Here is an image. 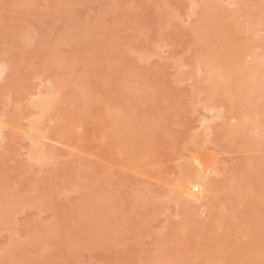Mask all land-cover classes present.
<instances>
[{
  "label": "rangeland",
  "instance_id": "obj_1",
  "mask_svg": "<svg viewBox=\"0 0 264 264\" xmlns=\"http://www.w3.org/2000/svg\"><path fill=\"white\" fill-rule=\"evenodd\" d=\"M25 1L26 0H16V2L15 0H0V28H3L2 31L0 29V64L5 62V60H2L5 59L4 56L6 57V60H8V64L6 63L7 68L5 63L0 67V69L3 67L0 71L2 76H7L0 78V200H2V195H7L4 196L6 197L5 201H7L8 198H11L12 195H16L14 198H20L19 201L20 203L22 202L21 205L20 203L18 204L16 212L18 215L16 214L15 217L10 220L11 225L8 226V223L6 226L0 225V264H159V261H162L160 264H219L218 262H220V260L226 259V256L223 258L222 254H220L222 259L221 256H218L219 260L213 259L212 257L214 256L212 255L215 254L214 249L216 247H214L213 244L215 243L216 238H218V236L215 234L220 231V223L223 222L224 224H228V227L231 230L230 236L234 237L232 239L233 241L235 240L234 243L239 247L240 250L247 247L251 241L257 242V245L255 244L254 248L261 247L263 250L264 213L262 210L260 212L259 208L254 209L256 203L258 204V200L260 199H257V201H255L256 203H254L255 199L252 197L254 192L251 184L253 183V186L258 185L260 187V184L264 181V179H258V177L261 175L259 174V176L257 174V172H260L261 167H264V130H261L263 131L261 133L263 134V140H261L263 144L260 145L262 146L261 149L263 150H260V148H258L259 143L257 142L260 141L259 137H261V134L257 133L260 130H258L257 126H255V123L254 125L253 123L250 125L248 124L250 127L253 125L251 129H248L247 133L249 135L252 133V136L247 135L245 133L246 131L244 132L245 136L247 135L246 137L253 139V141L248 140V142V138L244 140L245 136L240 124L238 123L240 118H237L241 116L243 117L241 118L243 120L246 114L244 111L251 108L252 110L250 111L254 112L255 114V110L257 108L260 109L262 106H264V101L261 100L262 102H260V100H258V98L261 99L260 97H263V95L259 97V95L255 94V96L251 98L255 93L254 90L256 89H254L253 95L244 99L247 101L249 98H251V106L249 107L250 104H245L248 107L245 109L242 107L244 110H239L240 113L238 115H236V112H233L237 110H235V108L233 109L231 106L236 105L240 108L241 103L238 102V104H230L229 102L232 103L235 99H230L232 95L231 97L226 96H228L231 91H234V93L239 91V88H242L247 84L246 82L249 80V78L251 80L252 77H254L253 79L258 77L256 74L259 73V71H261V76L264 74V66L262 68L259 66L264 64V62H262L264 61V48H262V46L264 47V0H258V2H260H257L258 4L256 6H253V4L256 3V0H243L245 1V4L243 2L241 4V0H239L240 3L237 2V4L248 5V7L244 6L245 8L247 7L246 11L242 10H245V8H241L243 12L239 10L238 13L235 11H238L237 9L239 7L237 8V4H234L235 2L233 3V0L231 4L229 2L231 0H221L220 4V0H214L218 3V5H216L217 3L215 4L213 0H211L212 2L209 1L210 3L215 4H212V6L215 7L223 5L224 11L231 15L230 17L233 20L230 17V20L225 19L223 16L222 18H219L221 17L219 15L218 19L220 20H218L212 15H215V13L218 14V12L211 10L212 8L209 9V13L212 11L211 15L213 17H211L216 19L217 22L212 20L210 25H207V28H205L209 30V33H206V38L201 42L203 45L197 44V42L201 41V39L198 40V38H200L202 32H205L200 29V26L201 23L206 21L205 18L208 17L209 14L205 16V18L201 16L202 14L200 11L203 6L200 5H202L201 3L203 2H198L199 4L196 7L195 5H197V0H195L194 6L189 5L191 3H189V0H84V2H81L80 0H36V3H39L37 5L33 2V0H30L31 3L30 1H26L28 5H25ZM16 3L17 5H15ZM193 3L191 4L193 5ZM33 4L35 6L32 7L31 5ZM227 4L232 5L234 8L230 5L228 6ZM234 5H236V8ZM241 5L239 6L242 7ZM111 7L112 9L109 10ZM218 7L216 8L218 9ZM204 8H206V6H204ZM165 11H168V13H165ZM205 11L208 13L207 10ZM205 11L204 13H206ZM240 12H242L241 16L239 14ZM67 13H69L70 16L68 19H66V16H68L66 15ZM170 13L173 15H169ZM219 13L223 14V11L221 12L219 9ZM235 13L238 15H235ZM249 13H251L252 17H254L255 13V17L257 16V19H260L261 21L249 23H261L260 25L258 24L259 26L253 25L256 29V32H254L253 27V29L249 27L251 25H245L246 18H252ZM166 15H169L168 17L170 18L171 16L175 18L172 20L169 18L171 21L168 20L165 23L164 20ZM189 15H192V17L190 16L191 18H189ZM202 17V20H205L204 22L201 20ZM160 18L162 19L160 20ZM62 19L65 23H63ZM96 19H98V21ZM166 19H168L167 16ZM254 19L255 18L249 20L253 21ZM224 20L227 22V24L229 21L230 27L237 24L239 26L241 25L240 29L237 27L238 25L232 27L231 29L235 30V27H237V32L243 31V34L239 33L240 35L238 36L237 34L234 35L236 30L233 32L230 30L229 26H227L229 29L226 31V28H224L223 31L225 30L226 33L229 31V33L231 32L233 35H227L225 33L224 35L227 36H222L223 31H218L216 26L219 21ZM231 20L233 22L236 21V23L234 22V24L233 22H230ZM160 22L162 23L160 24ZM213 22L214 24L216 22L214 26L211 25ZM206 23L208 24V21H206L205 24ZM10 25L13 26V28ZM85 25L87 26L85 27ZM97 25L99 27L95 28ZM244 25L247 28L249 27V31L251 32L247 31L249 28L247 30L246 28H242L243 30H241V27ZM82 27H84V29H82ZM91 28L92 30H90ZM214 28H216V30ZM70 29L72 30L70 31ZM199 29L201 34H193V32L197 30V32H199ZM4 30L6 31L4 32ZM245 31L246 33H249L246 34ZM65 32H67V34ZM8 33L12 35H6ZM216 33H218V35H216ZM251 33L252 37H254L253 39L250 37ZM1 34L4 35L2 36ZM77 34L78 36H76ZM82 34L87 35L85 37L83 35L82 39V37H80ZM23 35H25L26 40ZM215 36L216 38L218 36L224 37L225 39H228V42L230 41L229 38L231 37L233 39L236 37L237 40L238 37H242V39L246 37L244 40L250 37V41L248 40V43L244 44V41L240 39L239 41L241 42L242 40L243 45L245 46L242 45V47H238V44L241 46V43L235 40V44H232L233 40L231 39V45H228L225 49L223 48L224 50H221L222 48H219V46L225 47L224 45H220V41H222L223 38H220L216 41ZM6 37L7 39H4ZM62 37L63 39L66 37L64 41ZM107 38H111V40ZM55 39H60L57 40L59 43ZM160 39L162 41L161 44L159 43ZM85 40L86 42L90 41L89 45L88 42L87 44L85 43ZM79 41H81L80 44ZM259 41L262 44H260ZM156 43L160 44L158 45L159 47L157 46V51L156 49H153V46ZM204 43H208V45H215V53L213 50H209L210 53L213 52L216 54V56L214 55L216 59L214 56L213 58L215 60L212 58L214 62L219 59V56L221 58L219 61H225L226 58L236 53L237 50L239 51V49L245 50L250 48L253 51H251L252 53L250 52L252 55H248L249 57L245 55L246 58H243L240 55L237 61H239V63L240 61L243 63V60H246L248 62L244 61V64H246L245 70H248L249 67L253 68V66H256V69L253 68V70L257 71L249 72L250 69L248 71L246 70L247 73H244L249 76H245L243 74L242 76L239 75V78H234V76H231L230 74V81L227 80L228 82H222L223 79H220L222 82L220 83V80H217L220 84L217 81H213L215 78L219 79V76H217L218 74H216L217 77L215 76V78L211 79L214 84L216 83L214 88L212 81L210 82L209 79L212 78L211 76L215 69H211L212 72H210L209 69L208 71L211 73V76L210 73L208 75V72L205 70V68L206 65L209 64L210 59H207L206 61L204 59L205 57L203 58L204 55H206V58L212 57L210 55L207 56L210 53L206 51L211 49V46L206 49L207 44ZM217 43H219L218 46ZM226 43L227 42L223 44ZM78 44L79 48L76 47L73 51V47L77 46ZM246 44H249V46L247 47ZM20 45L21 47H17ZM102 46L104 49L106 48L104 51ZM236 46L237 48L233 52V48ZM93 49L96 51H93ZM152 50H154V52L156 51V54L152 56L149 55L150 58L147 59L148 54L154 53ZM77 51L78 53H76ZM87 51L89 53H86ZM148 51L150 52L148 53ZM230 52L232 53L229 54ZM243 52H241V54ZM75 53L79 54V57H77ZM137 53H140L143 55V57L139 59ZM213 53H211V55ZM237 53L232 57L236 55L238 56V54H240ZM61 54H63V56L60 58ZM144 54L147 56V58ZM65 55L67 56L65 57ZM253 56L255 59L258 57L256 62H258L259 65L253 64L255 63V59L251 58ZM7 57L9 58L7 59ZM77 58H79V60ZM250 58L254 61H250ZM177 59H181L182 61L179 66L175 65V60ZM203 59L208 63H205ZM235 59L236 58H234V60ZM11 60H13V62L10 63ZM56 60H58V62ZM59 60H64V62L69 61V68L67 66L68 71L65 69V63L62 61L64 63L63 67V63ZM226 61H229L230 63L234 62L233 58L232 60L228 58ZM226 61L219 62V66L217 65V62H215L216 64H213L214 62H212L210 68L213 65H217V68L220 66L222 68L223 66L221 63L226 64ZM176 62H178V60ZM53 64H56L57 67L55 65V68ZM181 64L182 66L184 64L183 68H186L185 65H188V68L185 69V72L184 69H179ZM197 64H200V66ZM48 65H50V67ZM194 65L195 67L193 68ZM202 66L204 68H202ZM215 66L213 67L215 68ZM241 66L244 68V65ZM224 67L225 69H228L231 67V65L229 64L228 68L225 65ZM239 67L240 66H238V68ZM63 68L65 69V73L64 75H61ZM197 68H199L197 70L198 72H195ZM240 68L242 69V67ZM240 68L237 69V67H232V69L228 70L227 72L231 73L230 71H232L233 74L237 69V72L239 70L237 74H241L243 72H241ZM11 69H13L15 72ZM57 70L61 72H57ZM191 70H194L192 71V74ZM49 71L50 73H55L54 76H52L53 74H50ZM46 74H48V76H43ZM58 75H60L61 78L64 76L65 77L61 79ZM228 75L225 76L226 79L228 78ZM105 76L106 78H104ZM187 76H190L191 79H187ZM48 77L50 79H48L49 81H51V79H55L52 81L55 85L57 84L55 86L56 88H60V90L64 89V91L58 96L61 94L64 95H61L59 101L57 100V97L55 100L53 99L54 101H52L50 104V108L48 107L51 109L49 113L47 112V107L45 108L47 110H44L45 112L42 114L45 115L47 119L44 120L45 117L43 116L44 118H42V114L38 116L39 112H42L38 107H35L33 110H31V108L32 106H38V103L44 99V96L49 95V87H46L48 83L46 80ZM244 78H248L246 82ZM260 78L261 77L259 76V79ZM76 79L79 81H76ZM240 79L241 81H244L241 86H238L237 88H235L236 86H233L235 89L232 90L233 88L231 89L232 86L230 85L231 90H228L227 84L231 83L232 81H240ZM56 80H58V83ZM71 80H73V84ZM260 81L264 82V79ZM18 82L20 84H18ZM261 82H259L257 85L258 93L260 92L259 88H261V86L259 87V85ZM250 83L251 84L249 85L252 86L253 83L256 82ZM71 84L73 87H70ZM206 84L207 87H209L208 84H210V87L212 85L213 89L211 93L208 92V94H205V92H207L206 90L211 91V88L210 90L206 89ZM222 84L223 89H221L223 91V95H220L221 93L218 92H221V89H218L217 87L221 86ZM224 84H226V86ZM63 85L65 86L64 88ZM249 85L246 86L247 88L243 89L245 91H243L244 93H242V96L243 94H247L246 91L248 90ZM17 88L22 91L19 92ZM46 88L48 89V92ZM44 89L46 91H44ZM226 89L228 92H230L228 95L226 94L227 91H225L226 95H224V90ZM263 89L264 83L262 84L261 90ZM24 90H27V92L25 91V94L23 93ZM73 90L75 91L74 94H72ZM79 90L81 92H79ZM9 92L11 96L9 95ZM96 92H98V94H96ZM44 93L45 95L43 96ZM130 93L133 94L130 96ZM17 94L21 96L18 97ZM38 94L42 96L39 98ZM80 94H82L81 98L78 97ZM83 94L84 96L86 95V99ZM209 94L211 95L213 102L216 101L215 104L218 106L213 105V102H210V100L206 101L209 104L203 102L204 99L210 97ZM215 94L217 95L216 97ZM236 94L240 95L241 93L238 94L237 92ZM31 95L32 98L34 96L35 99H32ZM94 95H97V98H95ZM204 95L206 97H204ZM37 96L39 100H36ZM89 96L91 98H89ZM242 96L239 97L240 100L244 98V96ZM233 97L236 96L234 95ZM214 98L217 99L214 100ZM30 99L33 101L31 102ZM75 99H79L77 100L79 102H77ZM92 99H94L95 102ZM237 99L238 96L236 97V100ZM74 100L76 104L78 103L77 105L73 104ZM82 100H84V102ZM244 100L242 101L244 102ZM253 100H255V104L253 103ZM34 101L37 103L36 105ZM81 101L82 103H80ZM90 101H93L91 103L95 104V106L92 105ZM28 102H31V104L29 105ZM197 102L199 105H196ZM142 103H144V105ZM200 103H206L204 106L206 108L208 107V109H206L207 112L205 111L203 104L200 107ZM259 103H262V106ZM52 104H55L54 110H52V108H54V105ZM86 105L88 109H85L87 108ZM96 105L103 106H99V109L97 110L98 106ZM210 105H212L214 109L218 108L216 112L223 111V109L220 110V108H224V112H221L220 114V119L219 117H216L215 119L214 116H217V114L220 112L213 113L215 110H213V108L209 109ZM257 105L259 106L256 107ZM83 106L85 107L83 108ZM253 107L256 108L253 109ZM231 108L232 110H230ZM35 109H38V111ZM87 111L90 112L87 113ZM209 111L212 112L213 115H210ZM84 112L86 114H84ZM94 112L96 116L94 114L93 117L92 114ZM248 112L246 115H248ZM32 113L34 114L32 115ZM132 113L134 117H131ZM242 113H244L243 116L241 115ZM83 114L84 116L87 115V117H84L85 119L83 118ZM234 114L236 116H234ZM32 116H35L33 119L34 122L30 121ZM211 116L213 118H211ZM252 116L253 115L249 117L248 115L246 117H249L250 119L248 120L252 121L254 118V116L253 118ZM126 117H129V121H127ZM124 118L126 120L125 123ZM27 119L30 122L27 121ZM41 119H43V123H41ZM132 119L134 121H132ZM237 119L238 121L236 122ZM130 120L132 121L131 123ZM208 120L210 121L209 123ZM248 120H246L247 122H244V124L250 123ZM262 121L264 122V118L260 121V123H262ZM38 122L41 123L42 127H38ZM118 123L119 125L121 124L122 127L124 124L125 126L128 124L126 128L128 129L130 127V131L125 129V134L127 131H132L131 134H123V129L125 126L124 128L120 126L123 131H116L119 130L117 128L119 126L116 125ZM112 125L115 127H111ZM29 126H34L32 127V131H39L41 128H43V130H40V135H34L33 139L38 140L40 139L39 137H41L43 141L42 143H44V141L47 142L43 145L45 146V149L49 148L51 150V152L49 149L46 150V152L48 151L47 153H50L48 155V159L46 162H44V164L40 163L39 166L37 162L36 165L32 161L29 162L30 160L27 159L29 157L27 152H31L30 147H33L31 146L33 144L32 140L29 142L31 138H27L29 135H27ZM204 126H207V128ZM238 126L240 129H237L239 128ZM131 127L133 128L131 129ZM260 127L261 129H264V125L263 127ZM245 129L246 128H244V130ZM112 130H115L114 133L119 134H113L118 137L120 140H118L119 143L125 145L129 144L128 146L122 145V147H120L121 145L118 144L120 148L124 147V149L120 153L121 150H119L118 147L119 153L117 151L116 152L121 156L118 155L119 158L116 159V157L115 160L113 157L116 154L114 151L116 150L117 143L115 147L114 143L118 141H115L116 138L113 140L110 138V133L112 135ZM239 130L242 133H237L240 132ZM41 131L43 132L42 134ZM118 132H120L121 135H124H122L123 138L121 137L120 139V133ZM253 132L254 134L257 133L260 136H254ZM59 133L62 135H59ZM107 133L110 140H107L109 139ZM195 133L196 136L194 135ZM241 134L244 137H242ZM29 136L32 137L31 135ZM115 136H113V138ZM43 137L45 140H43ZM254 141H256L255 145ZM125 142H128V144ZM52 150L55 152H52ZM257 150L258 152H263V160L260 163L261 165H252L253 162H259L258 160L261 159V153L259 154ZM122 153L127 155L124 156V160H121L123 158ZM127 157L128 159H126ZM31 158L32 157L30 154L29 159ZM129 159L134 160V165H132L133 161L131 162V165H124L126 161L130 163ZM122 161H124V163ZM45 163H48L49 165L47 164L45 166ZM29 164H33V166H30ZM251 165L253 166L252 168ZM40 166L42 167L40 168ZM120 168L123 170V172H120L122 171ZM186 175L187 177L185 178ZM253 177H255L257 180L255 178L253 179ZM73 178H75V180ZM262 178H264V175ZM66 179L70 180L66 181ZM258 180L260 182H258ZM59 182L62 183L60 184ZM57 184L59 185L57 186ZM55 185L56 187L54 189L52 186ZM49 186H51L54 190ZM258 186H255V188ZM259 187L258 189H254L259 190L258 195L261 192ZM70 188L73 190L71 191ZM173 188L174 191H171ZM42 189L46 191L44 193V197L42 195L44 190L42 191ZM47 189L50 191L48 192ZM65 191H68V193L66 192L67 195L63 194ZM96 191L98 192V195H96ZM177 192L178 199L176 197ZM41 195L43 198H41ZM48 195L51 197H48ZM258 195L256 193L255 197ZM181 196L183 197L181 198ZM95 197L98 199V202L101 198H103L101 200H104V202H100L101 205H99L100 203L97 204V202V205L91 203L96 200ZM172 197H175L174 200ZM14 198L12 197L11 199ZM179 198L184 200H179ZM175 199L177 201H175ZM179 201H181V203ZM3 202L4 201L2 200L0 205L3 204ZM82 202L83 206L81 207ZM76 204H79L78 209ZM159 206L162 207V209H160ZM111 207H114V209ZM73 208L74 210L76 209V211H78H73L72 215ZM100 210L104 213L99 214L101 212ZM82 211H86L87 213L91 211L92 213L90 216L88 215V217L87 214ZM98 211L100 212L97 213ZM74 212L76 215H74ZM187 212L190 213L189 218L192 219L191 221L187 217L189 213L186 215ZM79 213L81 215H84L82 213H85V218L82 216L84 220L81 219V215ZM94 214L95 216L92 219ZM97 214H99L98 218L101 219L97 218ZM184 215L186 216L184 217ZM79 218L82 220V222L79 223L81 225H79L77 222L80 220ZM104 218L108 220L106 221ZM183 218H185V221ZM74 219L75 222H73ZM91 219L93 221L97 220L96 222L98 226H96L95 230V226H91L93 221L91 224L87 222V220H90L91 222ZM186 220L191 222L190 225H188L189 221L186 222ZM251 220H254V222ZM85 221L86 224L88 223L93 230H91V228L85 224ZM96 222L93 224L96 225ZM183 224L187 226L183 227ZM78 226H80L81 229ZM224 226H226V224ZM70 227H72L74 230ZM88 227L91 231H88ZM45 228L50 234L48 233L47 235ZM69 228L73 230L72 232L75 231L73 236L76 235V239L72 236ZM77 230L81 232L78 234V236L80 235L79 238H77ZM83 231H85V233L88 231V233H84L83 235ZM92 231H94V233H92ZM219 233H222V231ZM68 234L70 236H68ZM89 234H93L92 237L91 235L87 236L88 239L92 238L90 243H93L87 245L89 244L87 243L89 240L85 238V236ZM46 235L48 237H46ZM49 235L52 239H49ZM53 235L55 236L52 237ZM213 235L216 237L214 241ZM81 237L87 244H85L83 241V243H81V248L79 246V249L74 248L77 245L76 244L74 246V244L78 241V239H80L79 241L82 242ZM74 239L75 242L72 244L71 240L73 241ZM14 246H16L17 249H15ZM75 249L76 251L78 250V254L76 253ZM21 252L24 254L21 255ZM164 253H167L168 256H165ZM50 255L51 260L49 258ZM231 255L234 254L231 252ZM157 256L159 257V260L157 259ZM228 256L230 257V254H228ZM166 259L167 261H165ZM155 260H157V262ZM224 261H222L221 264L227 263ZM244 261H242V263H244ZM262 261L264 264V257ZM247 263L250 264L249 261ZM247 263L245 262L244 264Z\"/></svg>",
  "mask_w": 264,
  "mask_h": 264
},
{
  "label": "bare ground",
  "instance_id": "obj_2",
  "mask_svg": "<svg viewBox=\"0 0 264 264\" xmlns=\"http://www.w3.org/2000/svg\"><path fill=\"white\" fill-rule=\"evenodd\" d=\"M20 1H21V0H20ZM26 1H30V0H26ZM26 1H25V3H26ZM80 1H81V2H84V0H83V1L80 0ZM100 1H102V0H100ZM209 1L212 2L211 0H208V1H207V0H197V5H195V6L197 7L198 4H199L198 2H203V3H201L202 5H200V6H203L202 9H201V11H200L201 14H202L201 16H203V17L205 18V16H207V15L209 14L208 17L205 18V20L208 21V24H207V23L205 24L206 21L204 20V21H205V22H204V21L202 20L203 17L201 18L202 22H204V23H201L200 29L203 30V31H205V32H204L205 34H204L203 32H202V34H201L200 29H199V32H197L198 30L195 31V32H193V34L195 33V35H197V34H201L202 36H204V37H202V36L200 35V38L197 37L198 40L201 39V41H200V42H197V44H201V45H203V43H201V42L204 41V39H205L206 36H207L206 33L209 31V30H207V29H205V28H207V25H210V23L212 22V20H213V21H214V20L216 21V19H218V15L221 16V17H219V18H222V16H223V17H224L225 19H227V20H230V18H231V17H230L231 15H229L228 13H226V11H224V9H223L224 6H223V5H220L219 7L216 6V7H218V9H217L215 6H212L213 3H210ZM216 1H219V0H216ZM216 1L213 0V2H214L215 4L217 3ZM15 2H16V0H15ZM18 2H19V1H18ZM33 2H34L36 5L39 4V3H36V2H37L36 0H35V1L33 0ZM33 2H32V3H33ZM190 2H191V3L194 2L193 5H192ZM205 2H207V3H205ZM220 2H221V0L219 1V4H220ZM229 2H230V4H231L232 0L229 1ZM234 2H235V3H234ZM237 2H238V3L241 2V4H242V2H243V3L245 4V1H243V0H241L240 2H239V0H237V1H234V0H233V3H234V4H237ZM257 2H258V0H256V3H254L253 6H254V5L256 6L260 1H259L258 3H257ZM25 3H24V4H25ZM30 3H31V1H30ZM45 3H46V2H45ZM157 3H158V2H157ZM189 3H190V4H189L190 6H194V4H195V0H193V1H192V0H189ZM21 4H23V3H21ZM162 4H163V3H162ZM203 4H204V5H203ZM206 4H207V5H206ZM215 4H213V5H215ZM230 4H229V5H230ZM241 4H237V8L239 7L240 9L238 8V9H237L238 11H235V12L238 13L239 10H240V11H242V10H243V11H246L248 5H241ZM15 5H17V3H16ZM25 5H28V4L26 3ZM155 5H156V4H155ZM208 5H209V6H208ZM216 5H218V3H217ZM227 5H228V4H227ZM229 5H228V6H229ZM239 5H241L242 7H240ZM259 5H260V4H259ZM6 6H7V5H6ZM8 6H9V5H8ZM22 6H23V5H22ZM31 6L33 7V6H35V5L33 4V5H31ZM31 6H30V7H31ZM112 6H113V5H112ZM200 6H199V7H200ZM204 6H206V8H204ZM207 6H208V7H207ZM210 6H211V7H210ZM230 6H232V5H230ZM234 6H235V8H236V5H234ZM244 6H247V7L245 8ZM14 7H15V6H14ZM19 7H20V5H19ZM232 7H233V6H232ZM27 8H29V7H27ZM47 8H48V7H47ZM203 8H204L205 10H207V11H208L209 9L212 8L211 10H214V11L218 12V14L215 13L216 16H215L214 14H212L214 17H216V19L212 18V17H213V16L211 15L212 11H211L210 13H209V11H208V13H207ZM233 8H234V7H233ZM241 8H245V10H244V9L241 10ZM258 8H259V7H258ZM258 8H257V9H258ZM12 9H14V8H12ZM111 9H112V7L109 8V10H111ZM194 9H195V7H194ZM194 9H193V10H194ZM219 9H220L221 12L223 11V14L219 13ZM221 9H222V10H221ZM225 9L227 10L226 7H225ZM202 10H203V11H202ZM228 10H229V9H228ZM233 10H234V9H233ZM171 11H172V10H171ZM191 11H192V10H191ZM204 11H205L206 13H204ZM214 11H213V13H214ZM243 11H242V12H243ZM56 12H57V11H56ZM68 12H69V11H68ZM166 12L168 13V11H165V13H166ZM193 12H194V11H193ZM202 12L204 13V15H203ZM242 12L239 13L240 16H241ZM224 13H225L226 15H225ZM229 13H231V12H229ZM237 13H235V15H238ZM251 13H252V11H251ZM251 13H249V14L251 15ZM99 14H100V12H99ZM162 14H163V13H162ZM162 14H161V15H162ZM199 14H200V13H199ZM205 14H206V15H205ZM66 15H68V16H66ZM66 15H64V16H66V17H67L66 19H68V17H70V16H69V13H67ZM169 15H173V14L170 13ZM169 15H166L168 19H166V16H165V20H164L165 23H166V21H168V20H170V19L172 20L173 18H175V17H173V16H171V18H170V17H168ZM192 15H194V14H192ZM192 15H189V18H191ZM227 15H229V16H227ZM235 15H234V16H235ZM252 15H253V13H252ZM252 15H251V17H252ZM2 16H3V15H2ZM105 16H106V15H105ZM190 16H191V17H190ZM211 16H212V17H211ZM234 16H232V17H234ZM240 16H239V17H240ZM0 17H1V16H0ZM5 17H6V16H5ZM61 17H62V16H61ZM100 17H101V16H100ZM177 17H178V16H177ZM177 17H176V18H177ZM199 17H200V16H199ZM229 17H230V18H229ZM237 17H238V16H237ZM247 17H248V15H247ZM6 18H7V17H6ZM6 18H5V19H6ZM169 18H170V19H169ZM189 18H188V19H189ZM207 18H208V19H207ZM253 18H255V19H254L255 21H254V20H253V21H250V20H249V19L252 20ZM257 18H258V17H257V16L255 17V13H254V17H252V18H249V17L246 18V22H247L248 20H249L250 22L248 21V22L246 23V22L244 21V22H245V25H246V24H247V26L251 25V26H249V27H251V28L253 27V28H254V29L252 28V29L254 30V32H256V29H255L254 26H259L261 23H258L259 25H258L257 23H256V24H254V23H253V24H249V23H251V22H256V21H260V19H257ZM0 19H1V18H0ZM3 19H4V18H3ZM161 19H162V18H160V20H161ZM199 19H200V18H199ZM209 19H210V20H209ZM231 19H232V18H231ZM247 19H248V20H247ZM256 19H257V20H256ZM60 20H61V18H60ZM96 20L98 21V19H96ZM160 20H159V21H160ZM171 20H170V21H171ZM218 20H220V19H218ZM232 20H233V19H232ZM232 20H231L230 22H233ZM2 21H3V20H2ZM62 21H63V19H62ZM66 21H67V20H66ZM81 21H82V20H81ZM94 21H95V20H94ZM99 21H100V20H99ZM162 21H163V20H162ZM0 22H1V20H0ZM7 22H8V21H7ZM95 22H96V21H95ZM95 22H94V23H95ZM200 22H201V21H200ZM216 22H217V21H216ZM216 22H215V24H216ZM220 22H221V23H220ZM234 22L236 23V21H234ZM234 22H233V23H234ZM260 22H261V21H260ZM4 23H5V22H4ZM4 23H3V24H4ZM63 23H65V22L63 21ZM67 23H68V22H67ZM88 23H89V22H88ZM92 23H93V21H92ZM98 23H99V22H98ZM161 23H162V22H160V24H161ZM223 23H224V25H223ZM225 23H226V24H225ZM235 23H234V24H235ZM10 24H11V23H10ZM77 24H78V23H77ZM79 24H80V23H79ZM215 24H214V22H213L211 25L214 26ZM219 24H221V25H219ZM231 24H232V23H231ZM231 24H230V25H231ZM248 24H249V25H248ZM5 25H6V23H5ZM8 25H9V24H8ZM203 25H204V26H203ZM205 25H206V26H205ZM237 25H238V24H237ZM237 25H234V26H237ZM245 25H244L243 27H241V30H243L244 28H246V30H247V29L249 28V27H248V28L245 27ZM253 25H254V26H253ZM10 26H11V25H10ZM76 26H77V25H76ZM82 26H83V25H82ZM86 26H87V25H85V27H86ZM101 26H102V25H101ZM202 26H203V28H202ZM219 26H220V28H219ZM222 26H223V27H222ZM224 26H225V27H224ZM227 26H229V21H228V24H227V22L224 20V21H219V23H217L216 28H217L218 31H221V30L223 31V29L226 28L225 30L227 31L229 28H230V30H232L231 28L234 27V26L231 25L232 27L229 26V28H227ZM240 26H241V25H240ZM240 26L238 25L237 27L240 29ZM8 27H9V26H8ZM11 27L13 28V26H11ZM11 27H10V28H11ZM70 27H71V26H70ZM80 27H81V25H80ZM80 27H79V28H80ZM97 27H99V26H98V25L95 26V28H97ZM103 27H104V26H103ZM221 27H222V28H221ZM237 27H235V30H236V31H235V30H232L233 32L235 31V32H234V33H235L234 35L237 34V36H238V35H240V34H243V33H242L243 31H241V30H239V31H241V32H237V29H238ZM12 28H11V29H12ZM72 28H73V27H72ZM77 28H78V27H77ZM77 28H76V29H77ZM210 28H211V27H210ZM210 28H209V29H210ZM216 28H214V29L216 30ZM218 28H219V29H218ZM236 28H237V29H236ZM242 28H243V29H242ZM256 28H257V27H256ZM0 29H1V31H2L3 28H0ZM5 29H7V28H5ZM63 29H64V28H63ZM82 29H84V27H82ZM204 29H205V30H204ZM212 29H213V28H212ZM257 29H258V28H257ZM7 30H8V29H7ZM12 30H13V29H12ZM71 30H72V29H70V31H71ZM90 30H92V28H91ZM90 30H87V31H90ZM210 30H211V29H210ZM225 30L222 32V34H223L222 36L225 37V36H227L228 34H232L231 32L229 33V31H228V33H226ZM249 30H250V28H249L247 31H249ZM1 31H0V32H1ZM5 31H6V30H4V32H5ZM9 31H11V30H9ZM63 31H64V30H63ZM63 31H62V32H63ZM66 31H67V29H66ZM75 31H76V30H75ZM213 31H214V30H213ZM213 31H212V32H213ZM218 31H217V32H218ZM258 31H259V30H258ZM4 32H3V33H4ZM11 32H12V31H11ZM77 32H78V31H77ZM212 32H211V34H212ZM214 32H216V31H214ZM249 32H251V31H249ZM249 32H248V33H249ZM65 33L67 34V32H65ZM78 33H79V32H78ZM196 33H197V34H196ZM208 33H209V32H208ZM220 33H221V32H220ZM225 33H226L227 35H224ZM239 33H240V34H239ZM245 33H246V31H245ZM248 33H246V34H248ZM252 33H253V32H252ZM252 33H251V36H250V37L253 39L254 37H252ZM63 34H64V33H63ZM66 34H65V35H66ZM68 34H69V33H68ZM103 34H105V33H103ZM193 34H192V35H193ZM1 35H2V34H1ZM3 35H4V34H3ZM3 35H2V36H3ZM6 35H12V34L8 33V34H6ZM65 35H62V36H65ZM71 35H72V34H71ZM83 35H84V34H82V36H80V37H82V39H83ZM86 35H87V34H86ZM86 35H84V37H85ZM89 35H90V33H89ZM205 35H206V36H205ZM216 35H218V33H216ZM232 35H233V34H232ZM244 35H245V34H244ZM254 35H255V33H254ZM20 36H21V35H20ZM23 36L25 37V35H23ZM66 36H67V35H66ZM76 36H78V34H77ZM198 36H199V35H198ZM210 36H211V35H210ZM10 37H11V36H10ZM10 37H9V38H10ZM13 37H14V36H13ZM15 37H16V35H15ZM96 37H97V35H96ZM218 37H219V38H218ZM218 37H217V38H218V39H217L216 36H215L216 41L219 40L220 38H223V40L221 39L223 42L220 41V42H221L220 45H224V46H225V47H220V46H219V48H222L221 50H224V49L226 48V46L231 45V39L233 40V41H232V42H233L232 44H235L236 41H239L240 39H242V37H241V38L238 37V40H237L236 37H234V36H233V37H234L235 39H233L232 37H231V38L226 37V38H229V40H230V41L228 42V41H227L228 39H225L224 37H221V36H218ZM250 37H249V38L247 37L248 39H246V40H244V38H246V37H244V38L242 39V40L244 41V44H245V43H248V42H247L248 40L250 41ZM0 38H1V37H0ZM56 38H57V37H56ZM60 38H61V37H60ZM65 38H66V37H65ZM65 38L63 39V37H62L63 41L65 40ZM69 38H70V37H69ZM261 38H262V37H261ZM261 38H259V39H261ZM4 39H7V37L4 38ZM11 39H12V38H11ZM15 39H16V38H15ZM22 39H23V38H22ZM73 39H74V37H73ZM79 39H80V38H79ZM82 39H80V40H82ZM107 39L111 40V38H107ZM195 39H196V37H195ZM202 39H203V40H202ZM259 39H258V40H259ZM263 39H264V38H263ZM2 40H3V39H2ZM9 40H10V39H9ZM25 40H26V37H25ZM55 40H56V39H55ZM57 40H60V39H57ZM57 40H56V41H57ZM70 40H72V39H70ZM75 40H76V39H75ZM75 40H73V41H75ZM109 40H108V41H109ZM207 40H208V38H207ZM235 40H236V41H235ZM242 40H241V42L239 41V42L241 43V46L238 44V47H242V45H243V41H242ZM261 40H262V39H261ZM4 41H5V40H4ZM95 41H96V40H95ZM99 41H100V40H99ZM108 41H107V42H108ZM193 41H194V39H193ZM195 41H196V40H195ZM234 41H235V42H234ZM252 41H253V40H252ZM5 42H6V41H5ZM5 42H4V43H5ZM23 42H24V41H23ZM57 42L59 43V41H57ZM67 42H69V41H67ZM80 42H81V41H79V44H80ZM87 42H88V41H87ZM87 42H86V40H85V43H86V44H87ZM104 42H105V41H104ZM158 42H159V41H158ZM161 42H162V41H161V39H160V42H159V43L161 44ZM163 42H164V41H163ZM208 42H209V40H208ZM225 42H227L228 44H227V43H226L227 45H226V44H223V43H225ZM263 42H264V41H263ZM62 43H64V42H62ZM83 43H84V42H83ZM83 43H82V45H83ZM85 43H84V45H85ZM89 43H90V41L88 42V45H89ZM94 43H95V42H94ZM159 43L154 44V46H153V47H154V48H153L154 50L156 49V51H157V48L159 47L158 45H160ZM213 43H215V42H213ZM229 43H230V44H229ZM237 43H238V42H237ZM250 43H251V42H250ZM259 43H260V41H259ZM65 44H66V42H65ZM69 44H70V43H69ZM69 44H68V45H69ZM71 44H72V43H71ZM79 44H78L77 46L73 47V51H74V49H75L76 47L79 46ZM105 44H106V43H105ZM163 44H164V43H163ZM193 44H194V43H193ZM195 44H196V43H195ZM204 44H207L206 49H208V48L211 46V47H210L211 49L206 50L207 52L210 53L211 50H213V52L216 50L214 44H213V45H208V43H204ZM218 44H219V43H217V46H218ZM260 44H262V43H260ZM21 45H22V44H21ZM21 45H20V46H17V47H21ZM27 45H28V44H27ZM62 45H63V44H62ZM72 45H73V44H72ZM102 45H103V43H102ZM108 45H109V44H108ZM236 45H237V44H236ZM11 46H12V45H11ZM15 46H16V45H15ZM28 46H29V45H28ZM59 46H60V45H59ZM65 46H66V45H65ZM86 46H87V45H86ZM97 46H98V45H97ZM157 46H158V47H157ZM243 46H245V45H243ZM246 46L248 47L249 44H248V45L246 44ZM251 46H252V45H251ZM260 46H262V45H260ZM9 47H10V46H9ZM69 47H70V46H69ZM99 47H100V46H99ZM108 47H109V46H108ZM113 47H114V46H113ZM213 47H214V48H213ZM257 47H258V46H257ZM10 48H11V47H10ZM22 48H23V47H22ZM78 48H79V47H78ZM78 48H77V49H78ZM85 48H86V47H85ZM102 48H103V46H102ZM109 48H110V47H109ZM212 48H213V49H212ZM223 48H224V49H223ZM236 48H237V46L233 48V49H234L233 52L236 50ZM262 48H264V47L262 46ZM4 49H5V48H4ZM4 49H3V50H4ZM8 49H9V48H8ZM13 49H15V48H13ZM77 49H76V50H77ZM100 49H101V47H100ZM105 49H106V48H105ZM105 49L103 48V51H104ZM114 49H115V48H114ZM161 49H162V47H161ZM257 49H258V48H257ZM6 50H7V49H6ZM16 50H17V49H16ZM91 50H92V49H91ZM94 50H95V49H93V51H94ZM101 50H102V49H101ZM154 50H152V52H154ZM159 50H160V49H159ZM159 50H158V52H159ZM209 50H210V51H209ZM259 50H260V48H259ZM69 51H70V50H69ZM73 51H72V52H73ZM95 51H96V50H95ZM108 51H109V50H108ZM108 51H107V53H108ZM150 51H151V50H150ZM150 51H148V53H149ZM156 51H155L153 54H152V53H151V54H148V55H147L148 58H147V56H146L145 54H144V55H145V57H146L147 59H149V58H150L149 55H150V56L155 55V54H156ZM160 51H162V50H160ZM243 51H244V52H247V51H248V52H247V53H244ZM251 51H252V50H251L250 48L245 49V50H244V49H242V50L239 49V51L237 50V52L240 53V54H238V53L236 52V53L238 54V56L236 55V56L232 57V56L235 55L236 53H234L233 55H231V56H229V57L227 56V57L230 58L231 60H232V58H233V61L236 62V63L238 62V63H237L238 66L242 67V69L239 67L240 70H241V72H243V73H241V74H240V73L237 74V73L239 72V70H238V72H237V69H239V68H238V66H237L236 63H234V62L230 63L229 61H226V60H228V58L225 59L226 64H225V63H221L223 67H224V65H225L227 68H228V66H229V64H230L231 67H229L228 69H225V67H224V69H223V67L221 68V66H220L219 68H217V67L220 65V64L218 65L219 62H225V61H219V60L221 59L220 56L218 57L219 59H218L217 61H215V62H217V65H218V66H217V65H216V66L213 65V64H216V63L214 62V60L216 59V58H215L216 54H214V53H215L216 51H215L214 53L211 52V53H213L212 55H211V53L207 55V56H209V55L212 56V57H210V58H209V57L206 58V55H204L203 58L205 57L204 59H205L206 61H207V59H210L209 64L206 65V68H205V70H207V72H208V75H209L210 72H212L211 69H213V70L215 69V71H213V73H212V76H211V73H210V76H211L212 78H210L209 81L211 82V81H212L211 79L215 78L216 74H218L217 76H219V79H216V78L213 79L214 82H216L217 80L219 81L220 79H221V80L223 79L222 82H223V81L228 82V81H230L229 78H231V77H229L230 74H231V76H234V78H235V77H236V78H239V75L242 76L243 74H244L245 76H249V75H246V73H247V71H248L249 69H250L249 72H256L257 70H253V68L256 69V68H255L256 66L254 67L252 64H251V65L253 66V68H252V67L250 68V67L248 66V65H249V64H248L247 66L249 67V69H248V70L246 69L247 71L245 70V68H246L245 65H246V64H244V61H246V60H243V63H241V61H240V63H239V61H237V59H239L240 55H241V57H243V58H246L245 55H247V57H249L250 55H252V54H250ZM90 52H91V51H90ZM105 52H106V51H105ZM112 52H113V51H112ZM241 52H243V53L241 54ZM252 52H253V51H252ZM252 52H251V53H252ZM67 53H68V52H67ZM76 53H78V51H77ZM76 53H75V54H76ZM82 53H83V52H82ZM86 53H89V52L87 51ZM231 53H232V52H230L229 54H231ZM3 54H4V53H3ZM16 54H17V53H16ZM64 54H65V53H64ZM75 54H73V55H75ZM105 54H106V53H105ZM134 54H135V53H134ZM137 54H138V58H139V59L143 57V55H141L140 53H137ZM158 54H159V53H158ZM218 54H219V52H218ZM243 54H244V55H243ZM0 55H1V52H0ZM8 55H9V54H8ZM76 55H77V57H79V56H78L79 54H76ZM140 55H141V56H140ZM214 55H215V56H214ZM248 55H249V56H248ZM15 56H16V55H15ZM62 56H63V54H61L60 58H61ZM66 56H67V55H65V57H66ZM157 56H159V55H157ZM213 56H214L215 59L213 58ZM244 56H245V57H244ZM255 56H257V55H255ZM22 57H23V56H22ZM56 57H57V56H56ZM71 57H72V56H71ZM237 57H238V58H237ZM4 58H5V59H2V58H1V59H2V60H5L4 63H5V66H6V68H7V64H8L7 62H8V60H6V57H5V56H4ZM8 58H9V57H7V59H8ZM75 58H76V57H75ZM212 58H213L214 60H213ZM234 58H236V59L234 60ZM251 58H254V56L251 57ZM251 58L249 59L250 61L253 60V59L251 60ZM13 59H14V57H13ZM77 59L79 60V58H77ZM204 59H203V61H204ZM241 59H242V58H241ZM254 59H255V58H254ZM67 60H68V59H67ZM78 60H77V61H78ZM177 60H178V62H176ZM177 60H175V65H176V66H179V64H180L182 61H181V59H177ZM256 60H258V57H257V59H255V63H253L254 65H255V64H258V62H256ZM56 61L58 62V60H56ZM59 61H61V60H59ZM62 61L64 62V60H62ZM62 61H61V62H62ZM206 61H204V62H205V63H208V62H206ZM208 61H209V60H208ZM253 61H254V60H253ZM1 62H2V61H1ZM11 62H13V60H11L10 63H11ZM63 62H62V63H63ZM72 62H73V61H72ZM212 62H214L212 65L215 66V68H214L213 66L210 68V65H211ZM246 62H248V61H246ZM262 62H264V61H262ZM4 63L0 64V67L3 66ZM6 63H7V64H6ZM50 63H52V62H50ZM62 63H60V64H62ZM64 63H65V67H66L65 69L68 71V68H69L68 63H69V61H65ZM64 63L62 64V66L64 65ZM205 63H204V64H205ZM233 63H234V64H233ZM251 63H252V62H251ZM57 64H58V63H57ZM66 64H67V65H66ZM173 64H174V63H173ZM204 64H203V65H204ZM223 64H224V65H223ZM239 64L244 65V68H243V66H241V65H239ZM10 65H11V64H10ZM55 65H56V64H55ZM55 65L53 64L54 67H55ZM189 65H190V64H189ZM197 65H198V64H197ZM227 65H228V66H227ZM235 65H236L237 69H236L235 72L233 73L234 75L232 74V71H230L231 73L227 72L228 70L232 69V67H233V68H236ZM258 65H259V64H258ZM5 66H4V69H5ZM46 66H47V65H46ZM48 66L50 67V65H48ZM60 66H61V65H60ZM60 66H59V67H60ZM67 66H68V68H67ZM187 66H188V65H185L186 68H188ZM198 66H200V64H199ZM259 66H261V68H262V67L264 66V64H263V65H259ZM27 67H29V66H27ZM27 67H26V68H27ZM56 67H57V65H56ZM56 67H55V68H56ZM63 67H64V66H63ZM183 67H184V64H183V66H182V64H181V67H180V68L178 67V68H179V69H184V72H185V69H186V68H183ZM189 67H190V66H189ZM194 67H195V65L193 66V68H194ZM248 67H247V68H248ZM2 68H3V67H2ZM2 68H1V69H2ZM51 68H52V67H51ZM55 68H54V69H55ZM61 68H62V67H61ZM61 68H60V69H61ZM202 68H204V67L202 66ZM207 68H208V69H207ZM257 68H259V67H257ZM1 69H0V71H1ZM4 69H3V71H4ZM60 69H59V70H60ZM65 69L63 68V71H64ZM198 69H199V68H197V69L195 70V72H198V71H197ZM209 69H210V70H209ZM9 70H10V69H9ZM11 70H13V69H11ZM31 70H32V69H31ZM47 70H48V69H47ZM47 70H46V71H47ZM59 70H57V72H58ZM88 70H89V69H88ZM202 70H203V69H202ZM208 70H209L210 72H209ZM243 70H245V71H243ZM251 70H252V71H251ZM263 70H264V69H263ZM6 71H7V70H6ZM13 71H14V70H13ZM63 71H62V72L59 71V72L62 73L61 75H64L65 71H64V72H63ZM189 71H190V70H189ZM192 71H194V70H191V74H192ZM216 71H217V72H216ZM14 72H15V71H14ZM37 72H38V71H37ZM204 72H205V71H204ZM215 72H216V73H215ZM244 72H246V73H244ZM42 73H43V71H42ZM47 73H48V72H47ZM49 73H50V71H49ZM214 73H215V75H214ZM263 73H264V72H263ZM263 73H262V74H263ZM36 74H37V73H36ZM50 74H53L52 76H54L55 73H50ZM59 74H60V73H59ZM228 74H229V75H228ZM252 74H253V73H252ZM259 74H260V75H259ZM67 75H68V73H67ZM67 75H66V76H67ZM227 75H228V78L226 79L225 76H227ZM256 75H258V77H255V79H253L254 77L251 78V80H254V81H251L250 78H249V80H247L248 78H244L245 82H246V80H247V82H246L247 84L244 85L242 88H239L240 90H239V89H236V90H239V91H240V92H239V91H237V92H238V94L241 93L240 95L242 96V93H244L243 91H245V90H243V89L247 88L246 86L249 85V84H251L250 82H256V83H253L252 86L249 85V88H248V90L246 91L247 94H246V93H245L246 95L243 94L244 98H243L242 100L246 99V97H248V96L251 97V96L253 95V93L255 92L254 95H253L251 98H253V97L255 96V94H256V95H259V97L263 95V97H260L261 99L258 98V100H260V102L264 101V100H263V99H264V94H263L264 89L261 90V88H262V84H263L264 82H261V81H260V80L264 79V74H263V76H261V71H259V73H257ZM4 76H5V75L2 76V73L0 72V78H1V77H4ZM39 76H40V75H39ZM43 76H48V74L43 75ZM49 76H50V75H49ZM56 76H57V75H56ZM58 76L61 78L60 75H58ZM217 76H216V77H217ZM259 76L261 77L260 79H259ZM5 77H7V76H5ZM64 77H65V76H64ZM64 77H62V78H64ZM187 77H188V76H187ZM220 77H221V78H220ZM62 78H61V79H62ZM100 78H101V76H100ZM104 78H106V76H105ZM224 78H225V79H224ZM232 78H233V77H232ZM2 79H4V78H2ZM5 79H6V78H5ZM43 79H45V78H43ZM48 79H49V77L47 78V80H46V79H45V80L48 81L46 87H49V90H50V91H49V95H48V96H44V95H45V93H44V94H43L44 99H42V100L38 103V106H37V105H36L37 103H36L35 101H36V100H39L40 96H42V95L38 94L39 98H38V96H37L36 100L34 101V103H35L36 106H32V108H31V110H33L35 107H38V108L40 109V111H42L41 113L39 112L38 116H39L40 114H42V113L44 114V112H45L47 109L49 110V111L47 110V112L49 113L50 110H51V109H49V108H50L49 106H51L50 104L52 103V101H54V100L56 99V97L58 98L57 100L59 101L61 95H64V94H61L60 96H58L61 92L64 91V89H61V90H60V88L58 89V88L55 87L57 84L55 85L54 82L52 81V80H55V79H51V81H49L50 79H49V80H48ZM57 79H59V78H57ZM73 79H75V78H73ZM187 79H191L190 76H189ZM256 79H257L259 82H261L260 85H259V87L261 86V88H259V91L261 92V93H260V92H259V93H260L261 95L258 93V90H257V89H258V86H257V85H258L259 82H258ZM40 80H41V79H40ZM68 80H69V78H68ZM77 80H78V79H76V81H77ZM221 80H220V83H222ZM227 80H228V81H227ZM26 81H27V80H26ZM56 81H57V83H58V80H56ZM71 81H72V84H73V80H71ZM71 81H70V82H71ZM78 81H79V80H78ZM97 81H98V79H97ZM209 81H208V83H209ZM213 81H212V85H213V87L215 88V86H216L215 84H216V83L214 84ZM218 81H217V82H218ZM22 82H23V80H22ZM43 82H45V81H43ZM107 82H108V81H107ZM205 82H207V81H205ZM205 82H204V83H205ZM234 82H235V83H234ZM234 82H233V81L231 82L233 85H232L231 83L227 84L228 90H231L232 88H233L232 90H234V89L237 88L238 86H241L242 83H243L244 81H241V79H240V81L237 80V81H234ZM240 82H241V83H240ZM25 83H27V82H25ZM25 83H24V85H25ZM40 83H41V82H40ZM59 83H60V82H59ZM108 83H109V82H108ZM218 83H219V82H218ZM218 83H217V85H218ZM220 83H219V84H220ZM238 83H239V84H238ZM18 84H20V83L18 82ZM61 84H62V82H61ZM61 84H59V85H61ZM72 84H71L70 87H73ZM101 84H102V83H101ZM235 84H237V85H235ZM244 84H245V83H244ZM254 84H256V85H254ZM22 85H23V83H22ZM77 85H78V84H77ZM212 85H211V87H210V84H208L209 87H207V84H206V89H209V90H210V88H211V91L206 90L207 92L204 91L205 94H208V92H209V93L212 92V89H213V88H212ZM214 85H215V86H214ZM224 85L226 86V84H224ZM228 85H229V86H228ZM230 85L232 86L231 89H230ZM40 86H41V85H40ZM222 86H223V84H222L221 86H219L220 88H219V87H217V88H218V89H221ZM233 86H234V87L236 86V87L234 88ZM21 87H22V86H21ZM23 87H24V86H23ZM43 87H44V86H43ZM64 87H65V86L63 85V88H64ZM74 87H75V85H74ZM107 87H108V86H107ZM227 87H226V88H227ZM7 88H8V87H7ZM18 88H19V87H18ZM18 88H17V89H18ZM26 88H27V87H26ZM76 88H77V86H76ZM8 89H9V88H8ZM12 89H13V85H12ZM34 89H35V88H34ZM66 89H67V88H66ZM78 89H79V88H78ZM131 89H132V88H131ZM136 89H137V88H136ZM218 89H217V90H218ZM222 89H223V88H222ZM222 89L220 90L221 92H218V91H216V92L221 93L220 95H223V91H222ZM241 89H242V90H241ZM254 89H256V90H254ZM9 90H10V89H9ZM46 90H47V92H48V89H47V88H46ZM46 90L44 89V91H46ZM67 90H68V89H67ZM107 90H108V89H107ZM134 90H135V89H134ZM214 90H215V89H214ZM236 90H235V92H236ZM253 90H254V92H253ZM4 91H5V89H4ZM6 91H7V90H6ZM18 91L20 92V91H22V90H19V89H18ZM25 91L27 92V90H24V92H23L24 94L26 93ZM76 91H77V90H76ZM90 91H91V89H90ZM225 91H227V89L224 90V95H226V94L228 95V93H230V92L227 91L226 94H225ZM251 91H252V92H251ZM256 91H257V92H256ZM28 92H29V90H28ZM67 92H68V91H67ZM72 92H73L72 94L75 93L74 90H73ZM79 92H81V91L79 90ZM93 92H94V91H93ZM109 92H110V91H109ZM109 92H108V94H109ZM213 92H214V91H213ZM237 92H236V93H237ZM12 93H13V92H12ZM42 93H43V92H42ZM85 93H87V92H85ZM236 93H234V91H231V93H230L228 96H226V97H229V96L231 97V95H232V97H231L230 99H232V100L235 99L232 103L229 102L230 104H238V102L241 103V104H240V105H241V107H240L241 109H240L239 107H237L236 105H232V106H231V107H233V109L235 108V110H237V111H233V112H234V113L236 112V115H238V114L240 113L239 110H242L243 108L245 109L246 107H248V106H247L248 104H250L249 107L251 106L252 101H250V100H252V99L249 98V99H248L249 101L247 100L248 102L244 100V102H245V103H244L242 100L239 99V97H241V96H240V95H237ZM249 93H250L251 95H250ZM257 93H258V94H257ZM66 94H68V93H66ZM66 94H65V95H66ZM69 94H70V93H69ZM93 94H94V93H93ZM93 94H92V96H93ZM96 94H98V92H96ZM100 94H101V93H100ZM131 94H133V93H130L129 95L131 96ZM213 94H214V93H213ZM216 94H217V93H216ZM216 94H215V97L217 96ZM9 95H10V92H9ZM12 95H13V94H12ZM17 95H18V94H17ZM26 95H27V94H26ZM34 95H35V94H34ZM80 95H81V96H80ZM80 95H78V97L81 98V97H82V94H80ZM129 95H128V96H129ZM218 95H219V94H218ZM234 95H235L236 97L238 96V99H237V100H236V97H233ZM5 96H6V95H5ZM10 96H11V95H10ZM15 96H16V95H15ZM19 96H21V95H18V97H19ZM73 96H74V95H73ZM83 96H84V94H83ZM90 96H91V95H90ZM90 96H89V98H91ZM94 96H95V98H97V97H96L97 95H94ZM128 96H127V98H128ZM195 96H196V95H195ZM209 96H210V97L204 99V97H206V96L204 95V97H203V99H204L203 102H206V101H208V100H210V102H213V100H212L210 94H209ZM243 96H242V97H243ZM18 97H15V98H18ZM64 97H65V96H64ZM78 97H77V98H78ZM84 97H85V99H86V95H85ZM84 97H83V98H84ZM22 98H24V97H22ZM31 98H32V95H31ZM42 98H43V97H42ZM74 98H75V97H74ZM80 98H79V99H80ZM130 98H131V97H130ZM210 98H211V99H210ZM19 99H21V98H19ZM19 99H17V100H19ZM32 99H35L34 96H33ZM32 99H30L31 102L33 101ZM53 99H54V100H53ZM79 99H77V100H79ZM85 99H84V100H85ZM128 99H129V98H128ZM215 99H217V98H214V100H215ZM75 100H76V99H75ZM75 100L73 101V104L77 105L78 103L76 104ZM77 100H76V101H77ZM84 100H82V101L84 102ZM92 100L94 101V99H92ZM124 100H125V99H124ZM211 100H212V101H211ZM261 100H262V101H261ZM82 101H81L80 103H82ZM93 101H90V103L93 102ZM97 101H98V99H97ZM97 101H96V102H97ZM31 102H30V103L28 102V104L30 105ZM74 102H75V103H74ZM77 102H79V101H77ZM94 102H95V101H94ZM128 102H129V101H128ZM249 102H250V103H249ZM57 103H58V102H57ZM90 103H89V104H90ZM106 103H107V102H106ZM206 103H207V102H206ZM206 103H200V107L202 106V104H203V106L206 105ZM215 103H216V101L213 102V105H217V104H215ZM253 103L255 104V100H253ZM32 104H33V103H32ZM71 104H72V103H71ZM87 104H88V103H87ZM91 104H92V103H91ZM91 104H90V105H91ZM96 104H98V103H96ZM99 104H100V103H99ZM142 104L144 105V103H142ZM207 104H209V103H207ZM210 104H212V103H210ZM230 104H229V105H230ZM242 104H243V105L247 104V105L243 106ZM259 104H260V103H259ZM261 104H262V103H261ZM261 104H260V105H261ZM52 105H54V108H52V110H54V109H55V104H52ZM80 105H81V104H80ZM92 105L95 106V104H92ZM104 105H105V104H104ZM196 105H199V103L197 102ZM263 105H264V103H263ZM57 106H58V104H57ZM78 106H79V105H78ZM81 106H82V105H81ZM96 106H98V108H97V110H98V109H99V106H101V105H96ZM102 106H103V105H102ZM102 106H101V107H102ZM217 106H218V105H217ZM235 106H236V107H235ZM258 106H259V105H257L256 107H258ZM261 106H262V105H261ZM46 107H47V109H45ZM48 107H49V108H48ZM84 107H85V106H83V108H84ZM86 107H87V105H86ZM204 107H205V106H204ZM204 107H202V108H204ZM242 107H243V108H242ZM256 107H253V109L256 108ZM262 107H263V108H262ZM262 107L260 108L261 110L257 108V109L255 110V114H254V112L250 111V110H252V108L249 109V110L247 109V110L244 111L246 114H247L248 111L250 112V113L248 112L249 117H250L251 115L254 116V118H253V116H252L253 120H252V118H251L252 121L248 120V119H250V118H249V117L247 118L246 116H248V115H246V114H245L243 120L241 119V118H243V117H241V116H240V117H237L238 119L240 118V119H239L240 121H238V119H237L236 122L238 121V123L240 124V127H241V129H242V131H243L244 136H245V133H246V134L248 133V129H251V127L254 125V123H255V126H257L258 130H260V131H259L260 133H259V132H257V133H258V134H261V133L263 132V131H261V130H264V129H263V128L261 129V127H260V126L263 127V125H264V122H263V121H262V123H260V121L264 118V115H262V114H264V106H262ZM29 108H30V107H29ZM79 108H81V107H79ZM83 108H82V109H83ZM89 108H90V107H89ZM93 108H94V107H93ZM93 108H91V109H93ZM95 108H96V107H95ZM194 108H195V107H194ZM194 108H193V109H194ZM211 108H213V110H215L213 113H219V112H220L219 114H217V116H216V115L214 116L215 119H216V117H219V119H220V114H221V112H224V108H220V110L223 109V111H218V112H216V110H218V108H217V109H214V107H213L212 105H210V106H209V109H211ZM237 108H238V109H237ZM56 109H57V108H56ZM85 109H88V107L85 108ZM123 109H124V108H123ZM206 109H208V107H207V108L205 107V111L207 112ZM244 109H243V110H244ZM35 110H36V109H35ZM44 110H45V111H44ZM79 110H80V109H79ZM83 110H84V109H83ZM95 110H96V109H95ZM119 110H120V109H119ZM202 110H203V109H202ZM230 110H232V108H231ZM262 110H263V111H262ZM36 111H38V109H37ZM57 111H58V110H57ZM76 111H77V110H76ZM111 111H112V110H111ZM55 112H56V111H55ZM88 112H90V111H87V113H88ZM96 112H97V111H96ZM193 112H194V111H193ZM209 112H210V111H209ZM209 112H208V113H209ZM237 112H238V113H237ZM260 112H261V113H260ZM118 113H119V112H118ZM213 113L210 112L209 114H210V115H211V114L213 115ZM33 114H34V113H32V115H33ZM43 114H42V118L45 117V115H43ZM45 114H46V113H45ZM84 114H86V113L84 112ZM84 114H83V118H84V117H87V115L84 116ZM94 114H95V112L92 114L93 117H94ZM129 114H130V113H129ZM260 114H261V116H260ZM48 115H49V114H48ZM207 115H208V114H207ZM236 115L234 114V116H236ZM241 115L243 116L244 113H242ZM43 116H44V117H43ZM49 116H50V115H49ZM90 116H91V115H90ZM90 116H89V119H90ZM92 116H91V117H92ZM95 116H96V114H95ZM123 116H124V115H123ZM126 116H127V115H126ZM222 116H223V115H222ZM262 116H263V117H262ZM34 117H35V116H34ZM34 117L32 116V119H31L30 121H33ZM117 117H118V116H117ZM117 117H116V118H117ZM131 117H134V116H133V113H132V116H131ZM209 117H210V116H209ZM245 117H246L247 119H246ZM261 117H262V118H261ZM30 118H31V117H30ZM30 118H29V119H30ZM58 118H59V116H58ZM201 118H202V116H201ZM206 118H207V117H206ZM211 118H213V117L211 116ZM221 118H222V117H221ZM260 118H261V119H260ZM46 119H47V118L45 117L44 120H46ZM84 119H85V118H84ZM84 119H83V120H84ZM114 119H115V118H114ZM119 119H120V118H119ZM126 119H127V121H129V117H128V118L126 117ZM202 119H203V118H202ZM215 119H214V120H215ZM233 119H234V118H233ZM245 119L248 120L250 123H245V124H246V125H245L244 122H247ZM42 120H43V119H41V123H43ZM86 120H87V119H86ZM204 120H205V119H204ZM27 121H29V120L27 119ZM30 121H29V122H30ZM57 121H58V119H57ZM84 121H85V120H84ZM116 121H117V120H116ZM125 121H126V120H125V118H124V123H125ZM132 121H134V120L132 119ZM132 121L130 120V123H131ZM210 121H211V119H210ZM210 121L208 120V123H209ZM212 121H213V120H212ZM253 121H254V122H253ZM33 122H34V121H33ZM114 122H115V121H114ZM118 122H119V121H118ZM241 122H242V123H241ZM41 123L38 122V127H39V128H40V126H41ZM124 123H123V124H124ZM251 123H253V125H251V127H250L249 125H250ZM14 124H15V123H14ZM28 124H29V123H28ZM39 124H40V125H39ZM123 124H122V125H123ZM133 124H134V123H133ZM204 124H205V123H204ZM236 124H237V123H236ZM239 124H238V125H239ZM248 124H249V125H248ZM262 124H263V125H262ZM30 125H32V124H30ZM116 125L119 126V127L116 126V127L119 129V130H116V131H120V130L123 131V130H124V131H123L124 133L122 132L123 134H125V132H126L125 129L128 130V131H130V127H129L128 129L126 128L128 124H127L126 126H125V124H124L123 127L121 126V124L119 125V123L116 124ZM202 125H203V124H202ZM205 125H207V124H205ZM242 125H243V126L245 125L246 127H245V126L243 127ZM0 126H1V125H0ZM120 126H121L122 128H124V126H125V128L122 130V128H121ZM133 126H135V125H133ZM207 126H208V125H207ZM207 126H206V127L204 126V127L207 128ZM236 126H237V125H236ZM247 126H248V128H247ZM255 126H254V127H255ZM32 127H34V126H29V127H28V131H27V135L29 134V135H31L32 137H30V136L28 135L27 138H29V139L31 138V139H30V140L27 139V138H26V139L29 140V142H30L31 140H32V142H33L32 145L30 144V145L33 146V147H30V146H29V147L31 148V150H30L31 152H27V153L29 154V157H28L27 159L30 160L29 162L32 161V162H34L36 165H37V163H38V166H39L40 163H41V164H44V162L47 161V159H48V155H49L50 153H47L48 151L46 152V150L49 149V148L46 147L47 149H45V146H43L45 143H47L46 141H44V143H42L43 141H42L41 137H39L40 139H38V140L33 139V138H34V135H36V136H37V135H40V134H39V133H40V130H43V128H41L39 131H38V130H34V131H32V129H33ZM41 127H42V126H41ZM109 127H110V126H109ZM111 127H115V126L112 125ZM238 127H239V126H238ZM240 127L237 128V129H240ZM259 127H260V129H259ZM0 128H1V127H0ZM36 128H37V127H36ZM53 128H55V127H53ZM132 128H133V127H131V129H132ZM134 128H135V127H134ZM244 128H246V129L244 130ZM44 129H45V128H44ZM114 129H116V128H114ZM211 129H212V128H211ZM15 130H16V129H15ZM30 130L32 131V133H31ZM204 130H205V129H204ZM209 130H210V129H209ZM209 130H208V131H209ZM234 130H235V129H234ZM256 130H257V129H256ZM258 130H257V131H258ZM2 131H3V129H2ZM29 131H30V133H29ZM110 131H111V130H110ZM114 131H115V130H112V135H113V134H115V135H119V134L114 133ZM121 131H120V132H121ZM128 131H127L126 134H128V135H129V133L131 134L132 131H131V132H128ZM201 131H202V130H201ZM208 131H207V132H208ZM239 131H240V130H239ZM245 131H246V132H245ZM120 132H118V133H120ZM211 132H212V131H211ZM236 132H237V131H236ZM244 132H245V133H244ZM42 133H43V132L41 131V134H42ZM45 133H46V132H45ZM237 133L240 134V133H242V132L240 131V132H237ZM257 133H256V134H257ZM0 134H1V131H0ZM24 134H25V133H24ZM123 134H122V135H123ZM126 134H125V135H126ZM209 134H210V132H209ZM211 134H212V133H211ZM256 134H254V132H253V135H254V136H257V137L260 136V135H258V134L256 135ZM55 135H58V134H55ZM59 135H62V134L59 133ZM112 135H111V133H110V138H111L112 140L115 139V138H116L115 141H116V140H117V141L119 140L117 136L113 135V136H115V137L113 138ZM122 135H121V133H120V136H119L120 139H121V137L123 138L124 135H123V136H122ZM194 135L196 136V133H195ZM241 135H242V134H241ZM247 135H249V134H247ZM247 135H246V136H247ZM250 135L252 136V133H251ZM250 135H249V136H250ZM262 135H263V134H261V137H262ZM24 136H25V135H24ZM107 136H108V138H109L108 133H107ZM244 136L242 135V137H244ZM246 136L244 137V140H246V138H248V137H246ZM59 137H60V136H59ZM261 137H259L260 141H258L257 143H259V147H258V148H260V150H263V149H261L262 146L260 145V144H263V142H261V140H263V137H262V138H261ZM56 138H57V136H56ZM106 138H107V137H106ZM110 138L107 139V140H110ZM192 138H193V137H192ZM46 139H47V138H46ZM257 139H258V138H257ZM257 139H256V141H257ZM259 139H258V140H259ZM43 140H45L44 137H43ZM112 140H111V141H112ZM208 140H209V139H208ZM210 140H211V139H210ZM248 140L253 141V139H250V138H248L247 141H248ZM115 141H114V142H115ZM119 141H120V140H119ZM119 141L114 143V147H115V145H116V143H117V145H116V150L114 149V150H115L114 152H115L116 154H117V152L119 153V151H118V147H119V145H121L120 147H122V145H125V144L119 143ZM256 141H254V142H255L254 145L256 144ZM245 142H246V141H245ZM248 142H249V141H248ZM125 143L128 144V142H125ZM0 144H1V142H0ZM118 144H119V145H118ZM252 144H253V143H252ZM128 145H129V144H128ZM128 145H125V146H128ZM257 145H258V144H257ZM263 145H264V144H263ZM260 146H261V147H260ZM120 147H119V150H121V151H120V153H121L122 150L124 149V147H123V148H120ZM30 148H29V149H30ZM111 148H112V147H111ZM53 149H54V148H53ZM49 150H50V149H49ZM112 150H113V148H112ZM116 151H117V152H116ZM50 152H51V150H50ZM52 152H55V151L52 150ZM257 152H258V150H257ZM258 153H259V154L261 153V159L258 160L259 162H253L252 165H261L260 163H261V161L263 160V158H262V155H263L262 153H263V152L260 151V152H258ZM30 154H31V157H32L31 159H32V160L29 159V158H30ZM116 154H115V156L113 157L114 160H115L116 157H117L116 159L119 158V157H118L119 154H117V155H116ZM51 155H52V154H51ZM113 155H114V154H113ZM122 155H123V158H122L121 160H124V156H127V155H126L125 153H124V154L122 153ZM119 156H121V155H119ZM55 157H57V156H55ZM57 158H58V157H57ZM52 159H53V156H52ZM126 159H128V157H127ZM28 160H27V161H28ZM132 161H133V164L131 163ZM263 161H264V160H263ZM36 162H37V163H36ZM122 162L124 163V161H122ZM126 162H127V161H126ZM126 162L124 163V165H128V164H129V165H131V164L134 165V160L129 159V162H130V163L127 162V164H126ZM34 163H33V164H34ZM254 163H255V164H254ZM258 163H259V164H258ZM263 163H264V162H263ZM263 163H262V164H263ZM33 164H32V165L29 164V165H30V166H33ZM47 164H48V163H45V166H46ZM48 165H49V164H48ZM52 165H53V160H52ZM55 165H56V164H55ZM55 165H54V167H55ZM252 165H251V168L253 167ZM41 167H42V166H40V168H41ZM43 167H44V165H43ZM260 167H261V166H260ZM263 168H264V167H261L260 172H259V173L257 172V174H258V175L260 174L262 177H263V175H264V172H263L264 169H263ZM120 169H121V168H120ZM127 169H128V168H127ZM41 170H42V169H41ZM121 170H122V169H121ZM262 170H263V171H262ZM261 171H262V172H261ZM120 172H123V170L120 171ZM77 175H78V174H77ZM77 175H76V176H77ZM79 175H80V174H79ZM260 175H259V176H260ZM61 176H62V175H61ZM188 176H189V175H188ZM261 176H260V177L256 176V177H258V179L260 178V180H261V179H264V178H262ZM56 177H57V176H56ZM87 177H88V176H87ZM186 177H187V175L185 176V178H186ZM185 178H184V179H185ZM254 178H255V177H253V179H254ZM73 179L75 180V178H73ZM187 179H188V178H187ZM249 179H250V178H249ZM255 179H256V178H255ZM67 180H68V179H66V181H67ZM69 180H70V179H69ZM69 180H68V181H69ZM87 180H88V179H87ZM87 180H86V181H87ZM189 180H190V178H189ZM256 180H257V179H256ZM64 181H65V180H64ZM82 181H83V180H82ZM187 181H188V180H187ZM262 181H263V180H262ZM71 182H73V181H71ZM77 182H78V181H77ZM189 182H190V181H189ZM189 182H188V183H189ZM258 182H260V181L258 180ZM56 183H57V182H56ZM59 183L61 184L62 182H59ZM66 183H67V182H66ZM66 183H65V184H66ZM190 183H191V182H190ZM65 184H64V186H65ZM84 184H85V182H84ZM84 184H83V185H84ZM46 185H47V184H46ZM58 185H59V184H57V186H58ZM66 185H67V184H66ZM253 185H254V184L252 183L251 186H252V188H253V192H254V193H253V196H252V195H251V196L253 197V199H255V200H254V203H256L255 201H257V199H260V200H258V204H259V203H260V204L258 205V204L256 203V206H257V207L255 206L254 209H258V208H259L260 212H261V210H262V212L264 213V181L260 184V187H259L258 185H255V186H258V187L260 188V191H261V192H260L259 195H258V193H259L258 191H259V190H254V189H258V187L255 188V186H253ZM27 186H28V185H27ZM62 186H63V185H62ZM75 186H76V184H75ZM49 187H50L51 189H53L52 187H54V189H55L56 185H55V186H52V187L49 186ZM49 187H44V188H49ZM68 187H69V186H68ZM98 187H99V185H98ZM59 188H60V187H59ZM65 188H66V187H65ZM96 188H97V186H96ZM174 188H175V187H174ZM174 188H173L171 191H174ZM54 189H53V190H54ZM63 189H64V188H63ZM70 189H71V191L73 190L72 188H70ZM75 189H76V187H75ZM79 189H80V187H79ZM100 189H101V188H100ZM176 189H177V188H176ZM43 190H44V189H42V191H43ZM53 190H52V191H53ZM15 191H16V190H15ZM40 191H41V190H40ZM47 191L49 192L50 190L47 189ZM76 191H77V190H76ZM79 191H80V190H79ZM175 191H177V190H175ZM188 191H189V190H188ZM255 191H257V192H255ZM19 192H20V191H19ZM22 192H23V191H22ZM45 192H46V191L44 190V191H43V194H42L43 197L45 196V195H44ZM55 192H56V191H55ZM55 192H54V194H55ZM58 192H59V191H58ZM60 192H61V191H60ZM66 192L68 193V191H65L63 194H66ZM99 192H101V191H99ZM24 193H25V192H24ZM40 193H41V192H40ZM56 193H57V192H56ZM69 193H70V192H69ZM83 193H84V192H83ZM97 193H98V192L96 191V195H98ZM170 193H171V192H170ZM173 193H174V192H173ZM256 193H257V195H258L257 197H255V194H256ZM75 194H76V193H75ZM79 194H80V193H79ZM99 194H100V193H99ZM187 194H188V192H187ZM262 194H263V195H262ZM19 195H20V194H19ZM42 195H41V198H43ZM51 195H53V194H51ZM66 195H67V194H66ZM80 195H81V194H80ZM83 195H84V194H83ZM171 195H172V193H171ZM171 195H170V196H171ZM175 195H176V194H175ZM179 195H180V194H179ZM181 195H182V194H181ZM260 195H261V196H260ZM2 196H3V197H2V200H3L4 202H3V204L0 205V209H2V210H0V220H1V221H0V225H1V226H3V225L6 226V224L8 223V226H10V225H11L10 220H12V219L15 217V215L17 214L16 212H17L18 204L20 203V201H19L20 198H19V199H18V198L15 199L14 197H16V195H15V196L12 195L11 198L13 197L14 199L8 198L7 201H5L6 197H4V196H7V195H2ZM53 196H54V195H53ZM172 196H173V195H172ZM46 197H47V196H46ZM48 197H51V196L48 195ZM55 197H56V196H55ZM55 197H53V198H55ZM63 197H64V196H63ZM63 197H62V198H63ZM176 197H177V199H178V192H177V196H176ZM182 197H183V196H181V198H182ZM186 197H187V195H186ZM95 198H96V197H95ZM174 198H175V197H174ZM174 198L172 197L173 200H174ZM59 199H60V198H59ZM101 199H103V198H101ZM101 199H100L99 202H98V199L96 198V200H95V201L93 200L94 202H91V203L96 204V202H97V204H99L100 202H101V203L104 202V200L102 201ZM164 199H165V198H164ZM172 199H170V200H172ZM188 199H189V197H188ZM2 200H0V202H2ZM51 200H52V199H51ZM179 200H182V201H183L184 199H180V198H179ZM137 201H138V200H137ZM139 201H140V200H139ZM175 201H177V200L175 199ZM175 201H174V202H175ZM134 202H135V201H134ZM179 202L181 203V201H179ZM189 202H190V199H189ZM21 203H22V202H21ZM21 203H20V205H21ZM101 203H100L99 205H101ZM175 203H176V202H175ZM182 203H183V202H182ZM186 203H187V202H186ZM254 203H253V205H254ZM66 204H67V203H66ZM84 204H85V203H84ZM97 204H96V205H97ZM23 205H24V204H23ZM74 205H75V204H74ZM76 205H77V204H76ZM78 205H79V204H78ZM78 205H77V209L79 208ZM92 205H93V204H92ZM159 205H161V204H159ZM178 205H179V204H178ZM183 205H184V204H183ZM186 205H187V204H186ZM250 205H252V204H250ZM250 205H249V206H250ZM1 206H2V208H1ZM24 206H25V205H24ZM82 206H83V202H82V204H81V207H82ZM133 206H134V205H133ZM140 206H141V205H140ZM180 206H181V205H180ZM243 206H244V205H243ZM245 206H246V205H245ZM93 207H95V206H93ZM97 207H98V206H97ZM159 207H160V206H159ZM182 207H183V206H182ZM189 207H190V204H189ZM189 207H188V208H189ZM19 208H20V207H19ZM64 208H65V207H64ZM66 208H67V207H66ZM74 208H76V207H74ZM74 208H73V210H72V215H73V211H76V209L74 210ZM98 208H99V207H98ZM98 208H97V209H98ZM111 208L114 209V207H111ZM178 208H179V207H178ZM184 208H185V207H184ZM260 208H261V209H260ZM90 209H92V208H90ZM90 209H89V210H90ZM93 209H94V208H93ZM138 209H139V208H138ZM156 209H157V208H156ZM160 209H162V207H160ZM180 209H181V208H180ZM254 209H253V210H254ZM79 210H81V209H79ZM94 210H95V209H94ZM182 210H183V209H182ZM182 210H181V211H182ZM259 210H258V211H259ZM77 211H78V210H77ZM77 211H76V212H77ZM86 211H87V209H86ZM86 211H82V212H85V213L87 214V216H88V215L90 216V214H91L92 212L89 211V213H87ZM100 211H101V210H100ZM100 211H98L97 213H99ZM106 211H107V209H106ZM109 211H110V209H109ZM158 211H160V210H158ZM184 211H185V210H184ZM190 211H191V210H190ZM255 211H256V210H255ZM112 212H113V211H112ZM160 212H161V211H160ZM182 212H183V211H182ZM192 212H193V211H192ZM70 213H71V212H70ZM85 213H82V214L85 215ZM95 213H96V212H95ZM101 213H104V212L101 211L99 214H101ZM105 213H107V212H105ZM155 213H156V212H155ZM188 213H189V212H187L186 215H187ZM79 214H80V213H79ZM99 214H97V218H98V215H99ZM183 214H184V213H183ZM17 215H18V214H17ZM74 215H76L75 212H74ZM80 215H81V214H80ZM80 215H79V217H80ZM84 215H81V219H82V220H84V218H85ZM186 215H184V217H185ZM69 216H70V215H69ZM82 216H83L84 218H83ZM87 216H86V218H87ZM89 216H88V217H89ZM94 216H95V214L92 216V219H93ZM179 216H180V215H179ZM181 216H182V215H181ZM191 216H192V214H191ZM187 217H188V218L190 217V213L188 214ZM2 218H3V219H2ZM71 218H72V217H71ZM102 218H103V215H102ZM188 218H187V219H188ZM75 219H76V218H75ZM75 219H74V221H73V220H72V221L75 222ZM79 219H80V218H79ZM81 219H80L79 221H77L78 224H79L80 222H82ZM89 219H90V218H89ZM92 219H91V222H90V220H87V222H89V224H91L92 221H93ZM98 219H101V218H98ZM104 219H105V218H104ZM184 219H185V218H183V220H184ZM223 219H224V218H223ZM76 220H77V219H76ZM105 220H106V219H105ZM107 220H108V219H107ZM107 220H106V221H107ZM189 220L191 221L192 219L189 218ZM189 220H186V222H188ZM248 220H249V219H248ZM255 220H256V219H255ZM70 221H71V220H70ZM96 221H97V220H96ZM96 221H93V223L96 222ZM184 221H185V220H184ZM190 221L188 222V225H190V223H191ZM222 221H223V220H222ZM251 221L254 222V220H251ZM14 222H15V221H14ZM98 222H99V221H98ZM101 222H102V221H101ZM249 222H250V221H249ZM9 223H10V224H9ZM93 223L91 224V226L94 225V226H95V227H94V230H95V229H96V226H98V225H97V222H96V225L93 224ZM102 223H104V222H102ZM12 224H13V222H12ZM85 224H86V221H85ZM89 224L87 223L86 225H88V226L90 227ZM98 224H100V223H98ZM106 224H107V223H106ZM184 224H186V223H184ZM184 224H183V225H184ZM220 224H221V228L223 227L222 229L219 227V228H220V231H222V233H219L220 231H218V232L215 234L216 236H218V238L214 237L215 235H213V238H214L213 241L215 240V238H216V240H217V241L215 240V243L213 242V243H214L213 245H214V247L216 246V247H215L216 250L218 249L217 251L214 249L215 254L212 255V256H214V257H212L213 259L219 260V257L221 256L220 254H222L223 258H224V256H226V259L220 260V262H218L219 264H221L222 261H224V260H225L228 264H244L245 262L247 263L248 261H249L250 264H253V263H254V264H263V261H262V260H263V257H264V249L262 250L261 247H260V248H254V245H255V244L257 245V242L251 241V242L247 245V247H245L244 249L240 250L239 247L236 246V244L234 243L235 240L233 241V239H232V238H234V237H233V236H230V235H231V230H230V228L228 227V224L225 223L226 226H224V225H225L224 222H223V223H220ZM222 224H224V225H222ZM247 224H249V223H247ZM79 225H81V224H79ZM249 225H250V224H249ZM1 226H0V227H1ZM74 226H76V225H74ZM185 226H187V225H184L183 227H185ZM78 227H80V226H78ZM78 227H76V228H78ZM86 227H87V226H86ZM89 227H88V228H89ZM8 228H9V227H8ZM70 228L73 229L72 227H70ZM70 228H69V230H70V232L72 233V236H73V234H74L75 231L72 232L74 229L71 230ZM84 228H85V227H84ZM88 228H87V230H88ZM90 228H91V227H90ZM90 228H89L88 231L93 230L92 228H91V230H90ZM1 229H2V228H1ZM49 229H50V228H49ZM80 229H81V227H80ZM80 229H79V230H80ZM113 229H114V228H113ZM224 229H225V230H224ZM249 229H250V228H249ZM2 230H3V229H2ZM8 230H9V229H8ZM50 230H52V229H50ZM50 230H49V231H50ZM181 230H182V229H181ZM6 231H7V229H6ZM9 231H10V230H9ZM9 231H8V232H9ZM41 231H42V230H41ZM45 231L47 232V235H48L49 232L46 230V228H45ZM45 231H43V232H45ZM67 231H68V230H67ZM80 231H81V230H80ZM80 231L77 230V236H78V234L81 233ZM85 231H86V230H85ZM85 231H83V235H84ZM88 231H87L85 234H87ZM115 231H116V230H115ZM216 231H217V230H216ZM51 232H52V231H51ZM223 232H224V233H223ZM229 232H230V233H229ZM41 233H42V232H41ZM90 233H91V232H90ZM92 233H94V231H92ZM49 234H50V233H49ZM69 234H70V233H69ZM69 234H68V236L71 235V234H70V235H69ZM184 234H185V232H184ZM221 234H222V235H221ZM37 235H39V234H37ZM47 235H46V237H48ZM81 235H82V234H81ZM90 235H91V237L93 236V234H89V235H86L85 238L88 239L87 236H90ZM219 235H220V237H219ZM40 236H41V235H40ZM49 236H50V235H49ZM54 236H55V235H53L52 237H54ZM75 236H76V235H74L73 237L75 238ZM79 236H80V235H79ZM79 236H78L77 238H79ZM42 237H44V236H42ZM42 237H41V238H42ZM46 237H45V238H46ZM118 237H120V236H118ZM248 237H249V236H248ZM39 238H40V237H39ZM50 238H51V236L49 237V239H50ZM83 238H84V236H83ZM83 238L81 237L82 242H80V241H79L80 239H78V241L74 244V246L77 244L76 247H74L73 245H72V246H73L74 248H77V249H79L78 246L81 248V246H82L81 243H83V241L85 240V238H84V240H83ZM46 239H48V238H46ZM49 239H48V240H49ZM51 239H52V238H51ZM75 239H76V238H75ZM75 239H74L73 241L71 240L72 244H73V242H75ZM91 239H92V238H91ZM91 239H88L89 242H87V243H89V244L85 243V241H84V243L87 244V245L92 244L93 242L90 243V240H91ZM48 240H47V241H48ZM88 240H86V241H88ZM45 241H46V240H45ZM92 241H93V240H92ZM210 241H212V240H210ZM13 242H14V240H13ZM51 242H52V241H51ZM78 242H79V243H78ZM68 243H69V242H68ZM12 244H13V243H12ZM45 244H46V242H45ZM47 244H48V243H47ZM70 244H71V243H70ZM79 244H80V245H79ZM16 246H17V245H16ZM16 246H14L15 249H17V247H18V246H17V247H16ZM68 246H69V245H68ZM72 246H70V247L73 248ZM47 247H48V245H47ZM52 247H53V246H52ZM18 248H19V247H18ZM20 248H22V247H20ZM69 249H70V248H69ZM13 250H14V249H13ZM73 250H74V249H73ZM50 251H51V249H50ZM53 251H54V249H53ZM75 251H76V249H75ZM75 251H74V252H75ZM77 251H78V250H77ZM77 251H76V253L78 254ZM218 251H219V252H218ZM15 252H16V251H15ZM214 252H212V253H214ZM216 252H217V255H216ZM231 252H232L234 255H231ZM16 253H17V252H16ZM218 253H219V254H218ZM18 254H19V253H18ZM22 254H24V253L21 252V255H22ZM50 254H51V253H50ZM74 254H75V253H74ZM74 254H73V255H74ZM77 254H76V255H77ZM164 254H165V253H164ZM228 254H230V257L228 256ZM76 255H75V256H76ZM161 255H163V254H161ZM161 255H160V258H161ZM215 255H216V256H215ZM154 256H155V255H154ZM154 256H152V257H154ZM165 256H168L167 253L165 254ZM165 256H164V257H165ZM218 256H219V257H218ZM222 256H221V259H222ZM231 256H232V257H231ZM73 257H74V256H73ZM76 257H77V256H76ZM49 258H50V260H51V255H50ZM230 258H231V259H230ZM154 259H155V258H154ZM157 259L159 260V257H158V256H157ZM228 259H229V260H228ZM50 260H49V261H50ZM244 260H245V261H244ZM246 260H247V261H246ZM155 261L157 262V260H155ZM165 261H167V259H166ZM168 261H169V258H168ZM211 261H215V260H211ZM225 261H224V262H225ZM242 261H244V263H242ZM250 261H251V262H250ZM145 262H146V261H145ZM147 262H149V261H147ZM160 262L162 263V261H159V264H160ZM143 263H144V262H143ZM214 263H215V262H214ZM216 263H217V262H216ZM227 263H225V264H227ZM139 264H140V263H139ZM149 264H150V263H149ZM153 264H154V263H153ZM164 264H165V263H164ZM247 264H248V263H247Z\"/></svg>",
  "mask_w": 264,
  "mask_h": 264
}]
</instances>
